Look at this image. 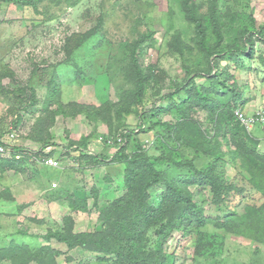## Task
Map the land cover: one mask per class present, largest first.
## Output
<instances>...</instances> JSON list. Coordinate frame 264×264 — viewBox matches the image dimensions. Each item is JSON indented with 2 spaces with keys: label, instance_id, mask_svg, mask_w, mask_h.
<instances>
[{
  "label": "rangeland",
  "instance_id": "374dc122",
  "mask_svg": "<svg viewBox=\"0 0 264 264\" xmlns=\"http://www.w3.org/2000/svg\"><path fill=\"white\" fill-rule=\"evenodd\" d=\"M191 1L199 7L200 14L206 13L208 0ZM181 2L43 0L34 10L0 1V73L5 70L11 72V77L2 79L1 85L12 90H24L20 103L11 94L0 93V139L7 141L10 130L16 129L18 137L11 144L21 145L28 150L23 172H0V248L9 246L11 242L38 248L45 243L43 235L62 227L64 217L72 218L76 233L100 231L103 225L101 211L111 207L127 193L124 184L127 163L113 161L115 148L107 147L100 138L105 137L109 139L107 143L112 142L117 126L120 131L124 127L136 131L140 121L134 113L119 120L112 110L109 113L110 123L106 124L100 120L91 122L84 114L70 118L57 114L53 101L62 105L74 103L95 108L107 102L117 104L120 93L132 89L119 71L121 65L128 62L129 55L124 54V48L128 43L145 37L140 55L142 70L146 72L154 68L153 74L159 76L160 80L157 83L152 79L147 80L143 103L149 109L157 101L156 105L162 112L156 118L176 121L180 116L170 105L171 101L158 100L156 93H175L176 82L185 81L189 70L203 66L202 57L195 48L181 57L168 53L167 43L175 32H180L183 42L192 46L190 40L194 36V27L186 23ZM250 2L246 14L252 15L257 25H263L264 0ZM217 8L220 14L227 15L222 17V21L227 20L244 13V0H218ZM91 30L96 33L68 56L66 40L74 34ZM224 35L223 46H233L235 31L228 30ZM254 51L251 60L231 52L218 57L219 69L227 73L229 83H235L240 93L238 106L242 107L246 116L264 105V66L258 60L259 54H264V46L257 42ZM195 84L202 87L206 82L203 78H195ZM190 86H185L186 90ZM53 89L55 94L51 93ZM183 89L175 94L176 103L186 99L187 94ZM133 109L140 111V107ZM184 113L201 122L208 139L212 137V142H220L223 156L217 164V174L222 182L235 184L245 191L234 202L259 206L264 201L262 196L247 185L249 175L235 166L240 160L237 156L233 157L234 147L220 135L230 131L229 125L225 124L219 136L213 138V118L206 110L194 105L187 107ZM145 117L153 122L156 120L150 113ZM154 132L134 133L126 144L125 154L130 156L140 148L143 155L153 158L160 156L165 151L160 146L157 148ZM249 132L259 141L257 153L264 156V127L256 126ZM85 137L91 139V151L102 154L103 158L79 160L78 153H66L70 144H77ZM44 142L47 145L56 144L46 148L43 154L58 160L59 168L43 165L33 159L34 155L30 152L39 151ZM183 152L185 160L191 161L196 169L206 168L215 160L201 151ZM153 164L157 175L167 183H171V180L185 181V176L189 177L191 172L188 167L176 169L163 161ZM164 189L165 184L161 183L149 191L152 205H158ZM187 189L193 202L204 209V215L210 221L216 222L227 214L223 206L213 204L208 187L192 184ZM94 193H97V201ZM9 196L10 200L7 199ZM74 200L85 201L86 211H73L69 202ZM234 202L231 204H236ZM215 222L201 229L218 242L207 257H196L193 252L194 235H173L166 245V251L174 254L176 264H264L263 244L218 228ZM154 241L150 237L148 246L153 245ZM53 247L61 253L55 264H106L97 262L100 255L91 251L81 248L69 251L60 245Z\"/></svg>",
  "mask_w": 264,
  "mask_h": 264
},
{
  "label": "trees",
  "instance_id": "16d2710c",
  "mask_svg": "<svg viewBox=\"0 0 264 264\" xmlns=\"http://www.w3.org/2000/svg\"><path fill=\"white\" fill-rule=\"evenodd\" d=\"M4 3L21 5L23 7L37 10V4L43 0H0ZM54 1V0H51ZM59 1V0H57ZM181 10L186 23L194 27V36L190 40L192 46L183 42L180 32H175L167 43L168 53L172 55L184 56L187 51L191 52L195 48L202 57L203 66L189 70L185 81L176 82L175 93L162 95L157 91L158 100L169 99L170 104L179 118L176 121H163L161 117L156 118L162 112L154 101L151 108L145 107V86L149 79L160 80L159 76H154L151 68L144 72L141 66V53L145 37L132 43H128L124 48V54H128L127 63H123L120 72L123 74L125 82L132 86L126 92H121L120 100L117 104H110L95 108L86 105L67 104L62 105L58 101H53L55 111L62 116L75 118L78 114H84L89 121H97L106 124L110 123V111L112 110L116 118L123 119L124 116L134 113L138 116L140 125L136 131H129L127 127L123 130L117 126L114 130L116 134L112 145L108 138L101 137L100 140L107 147H114L113 161L121 163L125 161L127 168L124 171V184L127 193L122 199L114 202L111 207L105 208L100 213L102 227L100 231L76 233L74 222L71 217H64L62 227L58 230H50L42 239L44 244L31 247L28 244L19 245L11 242L9 246L0 248V264H55L60 253L54 245L64 246L72 251L76 248L94 252L100 255L96 260L106 264H176L174 254L166 251V245L175 233L181 237L194 235L193 252L196 257L210 256V250L214 249L218 242L206 232L201 231L210 221L204 215V209L196 205L192 200V195L187 189L190 185L208 187L212 193V202L215 205L223 206L227 214L223 219L216 220V227L227 232L234 233L244 238L264 245V201L259 206H250L247 203L234 202V199L242 193L244 189L235 184L222 182L217 174V164L223 156L220 142H212L208 139L207 132L202 128L199 120L189 118L184 111L187 107L198 106L206 110L211 116L214 125V137L217 138L222 131V127L229 125L230 131L221 133L223 139H228L230 145L234 147L232 151L234 158H239L235 166L246 171L249 175L247 185L252 191L259 193L264 200V156L257 153L258 139L252 133L241 126L236 120L235 108L242 111L238 106L240 93L236 90L235 83H229V76L219 69L218 57L225 53H232L239 57H246L249 60L255 54L254 46L260 42L264 46V24L257 25L252 15H247L250 9V1L244 0V13L233 16L222 21V17L217 8L218 0H208L206 13H199V7L191 0H181ZM235 31L233 46H223L225 41L224 33L228 30ZM96 33L91 30L87 33H77L66 40V54L72 55L85 41ZM258 60L264 66V54H259ZM191 71V72H190ZM11 77L8 70L0 73V93L11 94L14 100L19 103L24 92L22 89H8L1 85L2 79ZM195 78H203L205 86L197 87ZM187 84V85H185ZM191 85V86H190ZM190 86L189 90H186ZM185 90L187 97L181 103L174 101L175 94L180 90ZM55 94L56 92H51ZM219 98V99H218ZM243 104V103H242ZM241 104V105H242ZM28 106H25V108ZM139 108L140 111L133 108ZM239 107V108H238ZM142 110V111H141ZM156 120L153 122L146 119V114ZM55 117V115H53ZM54 118H52V123ZM263 125V124H262ZM255 124L264 127V125ZM16 127V126H14ZM155 131V143L160 146L163 153L158 157H148L142 154V150L137 148L132 155L127 156V143L134 133H148ZM121 138V143L117 139ZM153 143V144H155ZM0 144L3 142L0 140ZM91 139L85 137L77 144H70L67 154L78 153L77 159L98 160L103 158L102 154L93 153L90 149ZM50 146L44 145L36 152H30L33 157L41 159L48 157L43 152ZM193 150L194 153L201 151L207 157H214L215 160L206 168L196 169L191 161L185 160L184 152ZM13 154L11 157L0 156V172L14 170L23 172V167L28 160L27 152L21 145H12ZM137 151V152H136ZM15 155H20L19 159ZM107 158L108 155H103ZM79 159V160H80ZM163 161L171 164L176 169L190 168V175L185 176L186 180L167 183L157 175L153 162ZM164 183L165 189L160 195V202L157 206L149 202V191ZM97 201V193L93 194ZM8 200L11 197H7ZM232 202L236 204H231ZM73 211H86L87 204L82 200L69 202ZM97 205V203H96ZM152 237L155 241L148 246V239Z\"/></svg>",
  "mask_w": 264,
  "mask_h": 264
},
{
  "label": "built area",
  "instance_id": "2783aa9c",
  "mask_svg": "<svg viewBox=\"0 0 264 264\" xmlns=\"http://www.w3.org/2000/svg\"><path fill=\"white\" fill-rule=\"evenodd\" d=\"M234 116L236 117V120L239 122L241 126L247 129V131H251L256 123L258 125H264V108H258L255 112H253L250 115H245L241 110H236L234 113ZM262 125V126H263ZM17 130L12 129L7 135V141L1 140L3 144H0V155L4 157H10L13 153L12 151V142H14L17 139L16 135ZM118 143H121V138L117 139ZM110 145H112V142H109ZM20 155H15L16 159H19ZM33 159H37L41 162L43 165H49L50 167L59 168L60 162L56 159H51L48 157H41V159L33 157Z\"/></svg>",
  "mask_w": 264,
  "mask_h": 264
},
{
  "label": "clouds",
  "instance_id": "9594fccd",
  "mask_svg": "<svg viewBox=\"0 0 264 264\" xmlns=\"http://www.w3.org/2000/svg\"><path fill=\"white\" fill-rule=\"evenodd\" d=\"M264 108V105H262V106H258L256 109H255V111L258 109V108ZM236 110H238V109H236ZM240 110V109H239ZM255 111H253V112H255ZM242 112H243V110H242ZM244 113V112H243ZM252 114V113H251ZM1 140V139H0ZM13 145V144H12ZM13 154V153H12ZM11 157V156H10ZM9 158V157H8Z\"/></svg>",
  "mask_w": 264,
  "mask_h": 264
}]
</instances>
